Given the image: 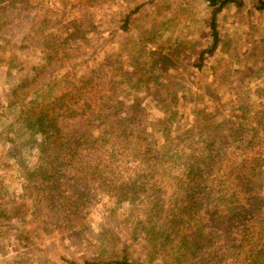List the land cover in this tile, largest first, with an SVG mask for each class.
I'll list each match as a JSON object with an SVG mask.
<instances>
[{
  "label": "trees",
  "instance_id": "1",
  "mask_svg": "<svg viewBox=\"0 0 264 264\" xmlns=\"http://www.w3.org/2000/svg\"><path fill=\"white\" fill-rule=\"evenodd\" d=\"M207 1L213 6V47L218 40L217 12L229 2L241 4L242 0ZM255 6L264 8V0H256ZM154 27L157 33L155 22L142 37L149 43L142 50L144 61L130 64L138 69L140 65L142 71L150 64L151 77L159 67L168 68L174 53L167 47L156 48ZM61 36L53 31L44 35L43 44L54 48L51 54L68 39ZM156 49L161 50L157 56ZM116 72L121 81L128 79L132 91L142 79L131 72ZM166 74L165 87L148 90L162 106V115L149 123L155 138L138 124L145 110L140 97L128 104L113 100L119 81L105 82L89 74L78 78L77 88L53 94L55 80H51L45 82L46 91L35 87L29 101H17L18 129L42 134L37 155L42 165L23 170L20 198L29 196L37 204L66 192L68 201H62L65 213L59 223L74 226L78 233L77 222H87L83 207L101 194L111 198L110 215L126 213L121 226L127 236L121 243H96L95 255L82 262L71 261L74 264H146L156 257H162L164 264H264V89L254 112L262 118L249 121L254 133L248 137H242L249 126L245 113L235 121L228 117L214 120L202 108L203 120L182 128L179 96L170 89L169 74L173 78L176 74ZM240 109L243 112L247 107ZM18 208L19 204L13 207L14 214ZM38 230L36 226L31 229L35 236ZM21 231L13 236L20 237ZM31 231H23V239ZM64 232L69 241L77 243L71 232ZM99 234L98 238L102 230Z\"/></svg>",
  "mask_w": 264,
  "mask_h": 264
},
{
  "label": "rangeland",
  "instance_id": "2",
  "mask_svg": "<svg viewBox=\"0 0 264 264\" xmlns=\"http://www.w3.org/2000/svg\"><path fill=\"white\" fill-rule=\"evenodd\" d=\"M255 5L256 0L229 2L217 12L218 40L212 47L213 6L207 0H0V264H74L71 261L82 262L95 255L96 243L110 246L127 236L121 226L126 213L110 215L107 194L83 207L87 222H77L79 233L74 226L59 223L65 213L62 201H68L66 192L37 204L29 196L20 198L23 170L42 165L37 156L42 134L18 129L17 101H29L35 87L46 91L45 82L51 80H55L53 94L77 88L78 78L89 74L105 82L119 81L113 100L128 104L140 97L145 110L138 124L155 138L149 123L162 115V106L148 90L165 87L169 72L176 74L174 78L169 74V80L171 92L179 96L182 128L201 121L205 116V112L199 113L202 108L214 120L228 117L235 121L245 113L249 126L242 137H248L254 133L249 121L262 118L254 112L264 89V8ZM155 22L157 33L154 27L152 40L157 41L156 48L167 47L174 53L167 69L153 66L159 70L151 77L150 64L143 71L140 65L138 69L130 64L144 61L142 50L149 43L142 37ZM53 23L56 26H50ZM50 31L68 38L56 54L43 44ZM160 51L156 49L154 55ZM116 70L142 79L132 91L128 79L121 81ZM22 80L28 81L22 85ZM11 101L16 104L9 105ZM241 105L247 110L241 112ZM33 226L40 227L36 236ZM20 229L21 236H13ZM62 230L71 232L77 243L69 241ZM23 231L31 233L23 239ZM164 261L156 257L146 264Z\"/></svg>",
  "mask_w": 264,
  "mask_h": 264
}]
</instances>
